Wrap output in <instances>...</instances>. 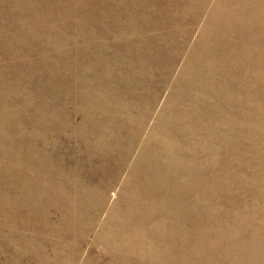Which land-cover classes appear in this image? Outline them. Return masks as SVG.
I'll return each instance as SVG.
<instances>
[{
	"label": "rangeland",
	"instance_id": "obj_1",
	"mask_svg": "<svg viewBox=\"0 0 264 264\" xmlns=\"http://www.w3.org/2000/svg\"><path fill=\"white\" fill-rule=\"evenodd\" d=\"M0 264H264V0H0Z\"/></svg>",
	"mask_w": 264,
	"mask_h": 264
}]
</instances>
